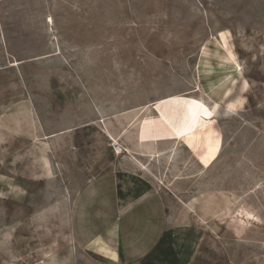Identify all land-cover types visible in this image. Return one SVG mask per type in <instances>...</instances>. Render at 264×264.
Wrapping results in <instances>:
<instances>
[{
    "label": "rangeland",
    "instance_id": "374dc122",
    "mask_svg": "<svg viewBox=\"0 0 264 264\" xmlns=\"http://www.w3.org/2000/svg\"><path fill=\"white\" fill-rule=\"evenodd\" d=\"M146 109L153 159L131 140ZM111 169L152 205L132 240L120 228L148 250L116 264H264V0H0V264L66 243L74 264H112L69 217Z\"/></svg>",
    "mask_w": 264,
    "mask_h": 264
},
{
    "label": "crops",
    "instance_id": "0c3cea01",
    "mask_svg": "<svg viewBox=\"0 0 264 264\" xmlns=\"http://www.w3.org/2000/svg\"><path fill=\"white\" fill-rule=\"evenodd\" d=\"M146 113L147 109L140 114L131 116L129 120L130 131L132 132L131 140L134 145L140 148V154H146L149 159H153L158 157L160 152L155 153L151 149L152 147L148 148L144 144L151 140L153 133L149 128L147 131L143 130V128L141 129L143 127L142 122L140 123L141 126L138 125L142 116ZM106 131V136L111 142L120 143V136L115 130L108 129ZM125 132L122 133L125 134ZM121 145L124 147V152L129 155L128 162L135 164L139 171L148 172V169L145 168L148 167L147 164L136 159L130 146L126 143H121ZM119 172V169L102 171L81 181V184H78L74 189V194L71 196L69 214L72 231L70 235H72L71 238H74L75 246L80 249L85 248L91 254L106 257L112 264H116L119 259L129 261L135 257L137 249L133 247L130 249L129 246L132 240V233L135 232L134 223L144 222L150 224L152 222L151 201L136 207L137 203L130 205L128 198V201H126V198L120 196ZM121 225L124 233L131 239L126 245L121 242ZM70 246V243L65 244L67 253L65 258L59 256L58 251L60 249H57L56 246L44 248L42 245L33 246L29 249L31 252L23 255V257L27 262L29 261L28 264H37L38 262L63 264V259L64 264H74L75 257L67 251ZM147 250L146 244L142 248H138L140 255L145 254Z\"/></svg>",
    "mask_w": 264,
    "mask_h": 264
},
{
    "label": "built area",
    "instance_id": "2783aa9c",
    "mask_svg": "<svg viewBox=\"0 0 264 264\" xmlns=\"http://www.w3.org/2000/svg\"><path fill=\"white\" fill-rule=\"evenodd\" d=\"M114 150H115L116 153L123 152V147H122V145H120L119 143H117L114 146ZM39 264H41V263H39Z\"/></svg>",
    "mask_w": 264,
    "mask_h": 264
},
{
    "label": "bare ground",
    "instance_id": "6f19581e",
    "mask_svg": "<svg viewBox=\"0 0 264 264\" xmlns=\"http://www.w3.org/2000/svg\"><path fill=\"white\" fill-rule=\"evenodd\" d=\"M115 145L117 144V142L116 143H114ZM123 147V146H122ZM123 152H124V147H123ZM123 152H119V154H122ZM39 263H41V264H44L43 262H38L37 264H39Z\"/></svg>",
    "mask_w": 264,
    "mask_h": 264
}]
</instances>
